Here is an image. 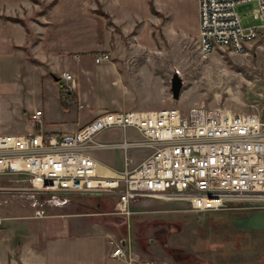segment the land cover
<instances>
[{
	"label": "crops",
	"instance_id": "crops-1",
	"mask_svg": "<svg viewBox=\"0 0 264 264\" xmlns=\"http://www.w3.org/2000/svg\"><path fill=\"white\" fill-rule=\"evenodd\" d=\"M198 4V0H0V69L15 63L21 71L17 79L26 98L22 112L32 129L27 133L72 132L103 110L132 109L137 84L157 65L148 66L152 60L148 54L162 53L165 46L181 54L189 40L198 39ZM101 52L110 58L94 62ZM64 70L74 82L70 91L65 90L62 105L60 84L51 75L59 78ZM32 82L38 92L36 103L29 99ZM60 83L65 84L62 79ZM168 93L165 89L158 104L142 109L175 106ZM35 110H41V122L33 124L30 114ZM117 128L104 129L96 139ZM118 130V142L136 140L127 137L134 129ZM98 150L92 153L99 172L111 175L123 168L101 159ZM148 153L135 160L130 157L132 166ZM14 197L25 198L29 207H0V264H140L152 259L146 250L134 248L126 232L120 233L109 196L71 195L65 204L45 206L43 216L35 215L27 197ZM108 237L122 240L130 255L110 258ZM155 258V264H179Z\"/></svg>",
	"mask_w": 264,
	"mask_h": 264
},
{
	"label": "built area",
	"instance_id": "built-area-1",
	"mask_svg": "<svg viewBox=\"0 0 264 264\" xmlns=\"http://www.w3.org/2000/svg\"><path fill=\"white\" fill-rule=\"evenodd\" d=\"M198 1L197 48L202 56L217 48L242 52L250 44L264 46V0ZM248 1L255 2V23L244 25L235 7ZM109 58L101 52L94 62ZM58 77L70 91L71 75L64 70ZM40 111L30 114L33 124L41 122ZM117 127L134 129L139 139H96L104 129ZM105 147L124 151L123 168L111 175L99 172L92 153ZM129 148L149 153L132 166ZM4 175L15 181L0 185V191L27 197L37 216L44 215L47 205H62L71 195L82 194L111 197V213L123 221L139 201L157 198L185 203L192 211L255 213L264 206V111L233 113L216 105L103 110L72 132L0 134V177ZM108 238L110 258L124 259L128 250L122 240Z\"/></svg>",
	"mask_w": 264,
	"mask_h": 264
},
{
	"label": "rangeland",
	"instance_id": "rangeland-1",
	"mask_svg": "<svg viewBox=\"0 0 264 264\" xmlns=\"http://www.w3.org/2000/svg\"><path fill=\"white\" fill-rule=\"evenodd\" d=\"M254 3L248 1L235 7L244 25L255 23L252 20ZM193 39H188L190 45L183 46L181 54H174L171 51L174 47L168 46L164 47L162 53L148 54L152 58L148 61V66H154L155 62L157 65L150 70L152 75L144 72L145 79L137 84V101L129 107L146 111L142 106L158 104L160 95L167 89L169 101H173L175 107L180 109L196 105H216L233 113L263 112L264 46L250 44L242 52L217 48L202 56L197 48L198 39L192 42ZM20 73L15 63H9L8 67L2 66L0 69V134L32 131L27 114L22 112L24 107L21 103L26 98L17 79ZM173 73H178L181 79L182 87L177 100L170 95L169 80ZM35 86L34 82L28 86L32 103H36L33 98L38 93ZM119 132L121 130L118 128L106 131L98 140L116 142ZM135 132L129 130L127 137L137 139ZM145 152L146 149L143 148L128 149L132 160ZM97 155L106 162L123 164L124 151L118 147H105L98 150ZM13 179L15 178L10 175L1 176L0 185L11 186L12 181H15ZM15 195L8 190L0 191V207L14 204L29 207L25 198H17ZM184 204L158 198L143 199L131 207L133 214L129 219L123 221L120 217L115 221L120 222V233L126 232L129 235L134 248L146 250L147 256L152 259L162 256L179 264H264V231L240 229L232 224L233 218L244 215L247 211L233 208L192 211ZM259 209L264 211V206ZM129 255L126 254L125 257Z\"/></svg>",
	"mask_w": 264,
	"mask_h": 264
},
{
	"label": "water",
	"instance_id": "water-1",
	"mask_svg": "<svg viewBox=\"0 0 264 264\" xmlns=\"http://www.w3.org/2000/svg\"><path fill=\"white\" fill-rule=\"evenodd\" d=\"M51 78H53L56 82L59 81V78L55 77L53 74L51 75ZM180 80L181 79L178 76V73H173L171 79L169 80L170 95L174 100H177L179 92L181 91L182 86ZM232 224L236 228L240 229L264 231V211L237 216L232 219Z\"/></svg>",
	"mask_w": 264,
	"mask_h": 264
},
{
	"label": "trees",
	"instance_id": "trees-1",
	"mask_svg": "<svg viewBox=\"0 0 264 264\" xmlns=\"http://www.w3.org/2000/svg\"><path fill=\"white\" fill-rule=\"evenodd\" d=\"M31 1H34V2H36V0H31ZM2 18H5V19H8V20H14V21H17V20H19V19H17V18H14V17H2ZM60 78H59V91H60V97H59V99H60V102L62 103V105H65V103H64V97H65V95H66V91L64 90V86H63V84L62 83H60Z\"/></svg>",
	"mask_w": 264,
	"mask_h": 264
}]
</instances>
